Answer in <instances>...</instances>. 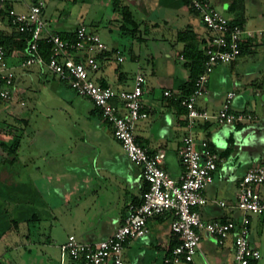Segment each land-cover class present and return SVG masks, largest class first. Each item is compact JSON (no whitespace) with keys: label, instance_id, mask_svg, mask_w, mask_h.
Returning a JSON list of instances; mask_svg holds the SVG:
<instances>
[{"label":"crops","instance_id":"1","mask_svg":"<svg viewBox=\"0 0 264 264\" xmlns=\"http://www.w3.org/2000/svg\"><path fill=\"white\" fill-rule=\"evenodd\" d=\"M34 1L36 0H22L26 8H29ZM117 1L130 7L139 26L142 25L145 32L151 33V40L180 43L181 47L177 54L183 62L181 50L184 42L175 39L178 29L189 24L196 30L199 39L204 38L206 40L208 30L199 15L190 9L189 4L181 0H106L105 6L102 5V7L110 10L107 13L110 21H107L106 25V30L107 28L110 29V36L113 33L111 23L113 18L117 20L120 31H124L120 28L121 21L118 20V11L114 6ZM221 2L223 8L231 12L230 18L241 19L246 27L248 12L250 15V6L259 4L256 1L255 3L254 0H222ZM107 3L114 5L113 7L107 6ZM44 7L42 16L46 21V29L51 32H72L82 23L81 20L72 21L67 18L56 21V19L46 15ZM1 8L2 2L0 4V34H9L13 29L8 16L1 12ZM148 8L151 10L150 12ZM165 11L169 16L165 15ZM260 14L262 16L259 20H264V12L259 10L257 15ZM165 29L169 35H166ZM250 29L254 31L262 29L263 33L247 38L243 52L230 65L222 62L214 66L209 74L206 92L201 97L202 101L197 102L198 106L216 111L224 100L226 92L234 90L236 91L232 101L234 109L251 111L256 109L257 100L254 89L261 90L260 96L264 93V27ZM92 31L97 32L96 30ZM120 40L121 38L116 35L109 47L121 49L124 57L123 53L126 46ZM259 49H262V52H259ZM22 50L12 48L11 51L7 52L5 62L14 67L16 80L10 99L0 100V192L7 191L11 196L0 197V217L5 216L7 218L6 223L9 225L0 239L14 225L10 223V220L16 219V211L20 208H33L42 212L38 219L40 222L44 219L49 220L51 225L56 222L57 210L62 206L57 196L59 186L62 184V172L69 173V170L75 165H72L74 162L84 164L88 169L87 173L91 185L84 191L85 194L88 192L92 195L99 193L106 181L109 185L107 189L109 194L103 195L102 202L99 194L96 195V216L98 215L97 210H99L96 219H98L99 225H102L100 230L104 232L103 235L101 237H87L83 233L79 235L72 233L85 241H96L107 237L123 221L128 205L130 203L138 204L141 201L142 194L148 188L149 183L143 176L142 168L139 165L130 164L129 161L131 160L127 154L120 151L121 146L113 138L112 125L102 117L96 106L93 104L91 108L82 104L81 101L75 100L74 94L68 91L71 89L69 85L51 73L45 66H20L19 60ZM247 51H250L251 54L254 52L256 57L262 54L263 58L261 59L262 56L253 58L254 64L257 62L258 64L252 68L254 75L245 80L242 78L240 66L249 63V59L245 58ZM106 53L103 58H98V70L103 69L99 83L105 82L110 85L108 77H111L116 88L130 87L131 85L126 83L122 69H104L103 65L100 64L99 59L108 60L114 56V52L111 50L106 51ZM144 54L147 66H149L153 59L151 44L145 46ZM132 58L140 62L138 59L142 58L141 51L140 53L133 52ZM124 60L125 57L122 61ZM182 70L181 75L177 77H168L153 71L152 78H148L147 74H143L139 70L137 71L145 78L142 102L148 111V116L136 123L137 139L151 149H164L166 155L163 167L176 179L182 175L184 170L180 157L182 142L171 131L180 129L184 133L185 127L189 129L185 116L186 110L177 99V95L183 92L179 89L180 82L188 79L189 76L188 68L184 66ZM211 73H213V78ZM57 79L59 84L56 82ZM60 81L67 86L60 85ZM228 82H233L232 86H227ZM166 89L172 91L173 96L164 95ZM235 98L237 99L236 102ZM259 101L263 105V109L260 115H257L258 118L256 117L258 124L255 121L249 126L248 123H220L226 128L212 132L211 122L206 121L200 122L192 128V133L198 141L209 138V135L212 136V141L207 140L220 156L213 181L203 191L206 202L199 208L202 218L206 220L239 219L241 217V211L236 206L238 183L250 167L264 162V133L260 132L264 130V100ZM12 133L20 134V138L15 152L10 153L8 145L13 142ZM229 137L231 140H228ZM245 142L253 144V150H249V148L245 150L242 145ZM228 146L230 150L224 153L223 151ZM249 159L252 160L246 163ZM259 190L264 195V185L260 186ZM118 193L119 200L116 204L113 198ZM78 194L79 196L84 195L83 192ZM18 195L25 197L22 205H20ZM220 201L225 202V204L222 205ZM121 208L123 214L118 217ZM216 212H222V216H214ZM172 218L171 212L149 218L147 222L148 231L140 237L130 239L125 244L123 250L124 264H133L127 263L125 260V250L128 245L133 240L140 239L149 233L152 240L155 241V248L162 251V257L151 254L141 264H164V257L170 254L177 243V236L171 230ZM21 220L20 222L26 221L22 218ZM109 224L111 225L109 226ZM107 230L109 233H106ZM201 242L209 248V255L205 253ZM250 242L258 247L257 241L252 237V217ZM197 255H200L204 261L203 264H232V237L228 236L219 242L215 236L206 230H202L194 261L183 263L197 264L195 262ZM67 259L61 253L59 262L56 264H78V261L71 257H69V261ZM107 264L112 263L108 262Z\"/></svg>","mask_w":264,"mask_h":264},{"label":"built area","instance_id":"2","mask_svg":"<svg viewBox=\"0 0 264 264\" xmlns=\"http://www.w3.org/2000/svg\"><path fill=\"white\" fill-rule=\"evenodd\" d=\"M187 1L199 15L208 35L203 70L196 77L193 90L177 95L179 104L186 110L189 127V132L182 138L180 157L184 170L178 179L163 167L164 149H151L138 141L136 136L137 121L148 116L142 102L144 76L137 73L133 85L127 88L103 85L90 76L99 68V54L111 50L117 60L122 61L121 49L110 48L97 32L88 29L83 22L74 30L73 38H64L60 32L47 30L42 16L44 0L34 1L27 11H18L13 7L7 11L10 25L26 36L20 66H45L77 94L88 97L102 117L112 125L113 135L128 158L142 168L143 176L149 183L141 201L128 205L123 221L110 235L96 241H85L71 233L60 245L62 256L67 254L83 264H124L125 244L148 231L149 218L171 212V230L177 236V243L164 257L165 263L193 262L202 230L215 236L219 242L232 237V264H255L261 258L260 249L250 242V234L252 215L264 213V195L259 190L264 185V162L250 167L238 183L236 206L241 211V217L206 220L202 218L199 208L206 202L203 191L213 181L220 156L207 139L198 141L192 128L196 123L210 119L219 123H242L254 117L251 110L233 108L234 90L226 92L224 100L214 112L198 106L197 100L205 94L214 66L237 59L244 41L263 31H254L244 24L232 22L209 0ZM41 40L50 46L47 57L41 50ZM6 56L7 50L0 44V100L10 99L16 80L15 69L5 62ZM164 95L171 97L173 93L166 89ZM220 203L225 204L223 201Z\"/></svg>","mask_w":264,"mask_h":264},{"label":"rangeland","instance_id":"3","mask_svg":"<svg viewBox=\"0 0 264 264\" xmlns=\"http://www.w3.org/2000/svg\"><path fill=\"white\" fill-rule=\"evenodd\" d=\"M45 7L44 11L47 16H51L54 20L62 19H69L72 21H79L81 20L88 29L96 30L98 34L101 36L102 40L108 45H112L113 39L118 35L121 40L120 42L126 46L124 49V61H119L116 58V54L113 53V58L106 59H99L101 65H103L104 69H122L124 71V76L126 79L127 85H133L135 76L137 71H141L143 74H147L148 78H152V72L156 71L157 74H162L164 76H180L181 72L183 71L184 63L180 60L178 50L180 49V43L176 41H172V43L163 40H151L150 39V32H145L143 30V26L140 25L139 29L133 33L120 31L118 28L117 20L113 18L112 25H113V33L111 36L109 34L110 29L107 28L106 25L107 21L109 22V16L107 13L110 12L109 8L105 9V2L106 0H44ZM212 5H214L217 9L222 11L226 16L231 17V12L229 10H225L223 8L222 0H209ZM259 4H255V6H250V15L248 12V18L246 20V25L249 28H256V27H264V20H259L262 14L257 15L259 10L264 12V0H254V2ZM2 2V7L4 9V13L7 15V10L10 7L15 8L18 11H26L28 8L24 6L22 0H0V4ZM255 2V3H256ZM110 3V2H109ZM107 3V6L113 7ZM102 5H104L102 7ZM116 6V5H114ZM155 7V5L153 4ZM117 8V6H116ZM148 11L151 10L148 8ZM81 14V15H80ZM165 15L167 11H165ZM153 16V15H151ZM62 18V19H61ZM117 24V26H116ZM262 30V29H259ZM263 31V30H262ZM166 35H169L166 32ZM170 37V36H168ZM152 45L153 51V59L151 61V66H147V62L145 60V46ZM177 44V45H176ZM123 46V47H124ZM148 49V48H147ZM142 53V58L138 59L140 62L134 60L132 58V53ZM149 51V49L147 50ZM259 52H262V49H259ZM254 53V52H253ZM251 54L250 51L246 52L245 58L249 59L248 64H244L240 66V71L242 73V78L249 79L254 75L252 73V68L255 66L253 58H259L258 56H262V54L257 55ZM149 56V54H148ZM264 60V58H263ZM21 59L19 60V62ZM259 61V59H258ZM226 65H230L231 62H223ZM143 65V66H141ZM153 65V66H152ZM250 66V67H249ZM120 67V68H119ZM153 68L151 70V68ZM249 67V69H248ZM19 71V70H18ZM103 69H99L98 71H93L90 73L92 79L99 82V77L102 73ZM213 73H211L212 76ZM219 74V73H218ZM264 74V72H263ZM215 77V76H214ZM262 77V76H260ZM213 78V76H212ZM260 79V78H259ZM258 79V80H259ZM110 81V85L116 87L114 84L113 78L108 77ZM53 81V80H52ZM214 81V80H213ZM212 81V82H213ZM59 84L57 79L56 81ZM233 82H228L227 86H232ZM60 85L65 86L64 82L60 81ZM67 86V85H66ZM130 86V87H131ZM69 88V87H68ZM69 92L74 94L75 100L81 101L82 104H85L92 108L93 103L92 101L83 95L77 94L73 90L69 89ZM256 95V109L252 111L254 113V117L250 121L242 122L240 124L248 123L247 125H251L254 121L258 124V117L261 110L263 109V105L260 104L261 99L264 100V93L260 96L259 93L261 90L254 89ZM201 98L197 100L199 103ZM237 99L235 98V102ZM249 107V106H248ZM214 112L215 110H209ZM257 117V118H256ZM141 120V119H140ZM138 120V121H140ZM257 120V121H256ZM137 121V122H138ZM211 122V131L216 132L218 130H222L226 128L225 125H221L215 119L208 120ZM200 123V122H199ZM198 123L195 124V126ZM194 126V127H195ZM167 129V128H166ZM169 130V129H168ZM167 130V131H168ZM172 133L176 134L177 139L182 142L183 136L189 132V129L185 127L184 133L182 130L178 129V131H171ZM260 132L264 133V130ZM114 140L121 146L120 142L115 138L113 135ZM212 136L209 135L210 141H212ZM228 140H231L229 137ZM183 145V142L182 144ZM243 147L249 148V150H253V144L245 142L242 144ZM218 147V146H217ZM242 147V148H243ZM220 149V148H217ZM120 151L125 153L124 149L121 146ZM252 159H249L246 163L250 162ZM259 161V160H256ZM130 164H135L132 161H129ZM245 163V162H244ZM75 164V165H74ZM72 169L69 170L70 172H62V184L59 186V203L62 205L57 210V219L55 223L51 225L49 220H29L25 222H19L18 225H12L8 232L0 239V264H56L59 262L61 257V244L64 243L68 235L72 232L79 235L80 233L84 234L87 237H101L104 232L100 230L102 225H99L97 216L99 215V210H97L98 215L96 216V195L100 197V201L103 199L104 194H109L107 189L109 187L107 181L105 182L102 189L99 193L92 195V193H84L91 185V180L88 177V169L84 164L79 163H72ZM113 180L111 179V182ZM117 184V181H115ZM83 192V196H79L78 193ZM77 194V195H76ZM235 194V193H234ZM225 196L224 193H222ZM51 196V195H49ZM118 195L113 198V201L118 204ZM102 202V201H101ZM236 202V201H235ZM121 203V201H120ZM105 205V204H102ZM26 209L20 208L16 211L17 216L15 218H20L24 216ZM123 214V209L119 210V216ZM21 215V216H20ZM222 216V212H216L214 216ZM101 216V215H100ZM1 228H6L5 223L7 218L5 216H1ZM91 218H93L91 220ZM120 219V218H119ZM45 221V222H44ZM111 224H109L110 226ZM116 226V224H115ZM7 229V228H6ZM91 230V231H88ZM93 231V232H92ZM95 231V232H94ZM109 230H107L106 233ZM252 237L257 241L258 247L261 251V258L256 264H264V213L262 214H254L252 215ZM152 241V242H151ZM155 241L152 240L149 235H145L140 239L133 240L125 250V260L127 263H135L141 264L146 257L150 256L151 254H156L158 257H162V251L158 248H155ZM202 248L205 250V253L209 255V248L204 246L201 242ZM65 257L69 259V256L66 254ZM67 259V260H68ZM69 261V260H68ZM197 264H203V260L200 255L196 256ZM178 264H193V263H178Z\"/></svg>","mask_w":264,"mask_h":264},{"label":"trees","instance_id":"4","mask_svg":"<svg viewBox=\"0 0 264 264\" xmlns=\"http://www.w3.org/2000/svg\"><path fill=\"white\" fill-rule=\"evenodd\" d=\"M182 2H185L188 4L187 0H181ZM117 6L118 11V20L121 21L120 28L123 29L126 32L133 33L136 30L139 29V24L136 22L132 15V11L130 7L127 4L121 3L117 1L115 3ZM190 9L193 10V8L190 6ZM8 11V10H7ZM6 11V12H7ZM194 11V10H193ZM1 12L4 13L3 7L1 8ZM232 22H237L239 24H243L242 20L239 18H231ZM12 31L9 34L2 33L0 34V44H3L7 52L11 51L12 48L17 49H23L26 45V36L19 32L15 27L12 26ZM61 36L64 38H73L74 31L72 32H60ZM177 41L184 42L183 49L181 50V54L184 58V66L188 68L189 76L188 79L181 81L179 84V89H181L183 92L180 94H188L190 93L194 88V81L196 77L202 72L203 70V63L206 59L205 54V40L199 39L198 33L191 25H186L184 28L178 29L176 32V38ZM244 43L242 44V51L244 49ZM41 50L44 54V56L47 57L49 54V44L45 40H41ZM107 53L99 54L98 57H104ZM101 84L106 85L107 83L101 82ZM179 102V101H178ZM183 107V106H182ZM98 109V108H97ZM13 142L9 144L10 147L9 152L13 153L15 152V149L18 145V140L20 138V134L12 133ZM230 150V147L228 146L223 152L227 153ZM14 155L11 157V161L13 160ZM149 185V184H148ZM11 197L10 194L7 191L0 192V197ZM19 196V195H18ZM24 196H19L18 199L20 201V205H22V201L24 200ZM17 199V200H18ZM28 199V198H27ZM30 201V200H29ZM25 215L21 216L22 219L29 221V220H38L39 217L42 215V212L39 210L30 208L26 209V212H24ZM21 218L11 219L10 223H13L14 225H18V223L21 220ZM0 225H1V217H0ZM9 227V225L6 223L5 226ZM6 227V228H7ZM6 228L0 227V236L6 231ZM77 261V260H76ZM78 264H83L80 261H78ZM164 264H171V263H164Z\"/></svg>","mask_w":264,"mask_h":264}]
</instances>
